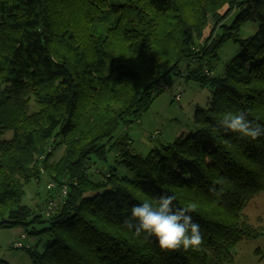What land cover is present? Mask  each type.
<instances>
[{"label":"trees","instance_id":"1","mask_svg":"<svg viewBox=\"0 0 264 264\" xmlns=\"http://www.w3.org/2000/svg\"><path fill=\"white\" fill-rule=\"evenodd\" d=\"M249 22L257 33L240 38ZM232 39L240 50L216 76ZM169 78L212 87L209 107L196 110V132L145 157L133 153L128 129L117 132ZM240 110L264 124V0H0V228L51 234L43 252L23 246L34 264L222 261L264 235L243 212L264 190V137L218 127ZM112 153L134 177L115 166L99 175ZM44 178L50 194L37 212L23 202L25 187ZM221 180L217 198L209 189ZM164 193L179 207L197 205L199 251L163 252L155 237L124 227L133 205Z\"/></svg>","mask_w":264,"mask_h":264},{"label":"rangeland","instance_id":"2","mask_svg":"<svg viewBox=\"0 0 264 264\" xmlns=\"http://www.w3.org/2000/svg\"><path fill=\"white\" fill-rule=\"evenodd\" d=\"M223 12V11H222ZM234 16L227 21L232 23ZM258 31L257 23H246L239 32L240 38L246 39L254 36ZM239 44L229 40L219 51V61L215 69V75H223L225 65L232 60L239 52ZM214 89L209 86H201L199 83L185 79L169 78L163 85L162 91L155 98L150 108L134 119L126 128H120L117 136L128 129L130 137V149L133 153L147 156L151 150L168 145L175 141L182 134H191L197 131L193 122V116L198 108L208 109L209 102L213 97ZM7 134L6 137H9ZM64 151V147L55 151L53 160H58ZM109 166H115L120 177H134V174L123 166L116 163L114 153L109 155L107 163H99L98 171L102 175L108 173ZM95 180H101L97 176ZM47 178L42 179L40 184L35 181L25 187L24 204L35 211H39L44 205L47 189ZM49 188V187H48ZM54 187H52V191ZM58 191H56L57 193ZM58 203L57 201H54ZM249 223L257 228H264V190L258 193L248 202L244 209ZM40 229L42 225H36ZM30 228L17 227L13 229L0 228V261L9 264H34L24 247L36 248L43 252L46 244L52 239L51 234L31 235ZM264 230V229H263ZM26 239H22V236ZM21 242L24 247L17 248L15 244ZM214 261V260H213ZM215 264H264V235L243 240L235 245L228 254L223 256L222 261Z\"/></svg>","mask_w":264,"mask_h":264},{"label":"clouds","instance_id":"3","mask_svg":"<svg viewBox=\"0 0 264 264\" xmlns=\"http://www.w3.org/2000/svg\"><path fill=\"white\" fill-rule=\"evenodd\" d=\"M218 127L238 134L241 139L255 141L264 137V124L250 120L244 110L224 113ZM218 183L221 187L213 184L209 191L220 198L224 194V182ZM175 201V196L164 193L154 201L145 199L141 204L133 205L131 215L123 222L124 227L145 240L155 237L163 252L199 251L203 245V234L191 215L196 212L197 205L189 203L179 207Z\"/></svg>","mask_w":264,"mask_h":264},{"label":"built area","instance_id":"4","mask_svg":"<svg viewBox=\"0 0 264 264\" xmlns=\"http://www.w3.org/2000/svg\"><path fill=\"white\" fill-rule=\"evenodd\" d=\"M62 193H63V196H64V195L66 194V190H63ZM55 207H56V202H51V203L49 204V206H48L47 213H48V214L51 213V212L53 211V209H55ZM21 238H22V239H25V236L23 235ZM15 246H16L17 248H21V247H23V244H22L21 242H17V243L15 244Z\"/></svg>","mask_w":264,"mask_h":264}]
</instances>
